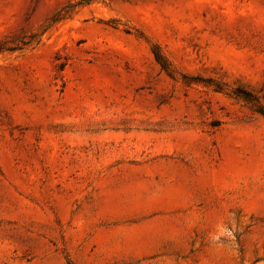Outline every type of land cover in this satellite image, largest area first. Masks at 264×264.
<instances>
[{"label":"rangeland","instance_id":"obj_1","mask_svg":"<svg viewBox=\"0 0 264 264\" xmlns=\"http://www.w3.org/2000/svg\"><path fill=\"white\" fill-rule=\"evenodd\" d=\"M0 264H264V0H0Z\"/></svg>","mask_w":264,"mask_h":264},{"label":"trees","instance_id":"obj_2","mask_svg":"<svg viewBox=\"0 0 264 264\" xmlns=\"http://www.w3.org/2000/svg\"><path fill=\"white\" fill-rule=\"evenodd\" d=\"M156 59H157L158 62H160V58L158 56H156Z\"/></svg>","mask_w":264,"mask_h":264}]
</instances>
